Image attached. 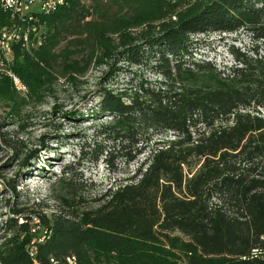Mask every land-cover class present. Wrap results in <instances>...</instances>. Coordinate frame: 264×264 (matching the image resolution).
I'll list each match as a JSON object with an SVG mask.
<instances>
[{
  "label": "trees",
  "instance_id": "trees-1",
  "mask_svg": "<svg viewBox=\"0 0 264 264\" xmlns=\"http://www.w3.org/2000/svg\"><path fill=\"white\" fill-rule=\"evenodd\" d=\"M38 24L42 45L31 53L14 46L11 63L0 67L7 116H19L28 98L43 99L58 61L71 83L91 65L105 67L106 87L90 117L109 119L96 137L110 147L85 145L78 159L132 163L148 155L96 207L70 178L58 180L54 212L9 205L0 222L1 264H32L26 247L34 239L40 264L70 256L76 264H264V0H64ZM9 25L0 6V30ZM208 33L248 43L231 40L232 64L218 66L195 58L192 38ZM120 64L160 80L131 75L108 89ZM6 71L27 97L12 90Z\"/></svg>",
  "mask_w": 264,
  "mask_h": 264
},
{
  "label": "rangeland",
  "instance_id": "rangeland-1",
  "mask_svg": "<svg viewBox=\"0 0 264 264\" xmlns=\"http://www.w3.org/2000/svg\"><path fill=\"white\" fill-rule=\"evenodd\" d=\"M110 12L113 15L116 8H111ZM237 37L241 42L248 43L245 37L222 33L193 37L196 42L195 58L212 60L218 66H230L232 60L225 46ZM74 59L79 61L80 57ZM59 63L54 70L57 80L48 87L43 99L36 101L28 98L19 116L8 117V108L0 102V222L6 219L9 205L26 213L36 211L49 214L56 211L58 203L54 199V192L58 189V180L63 178L80 183L83 198L89 206L96 207L101 195L108 188L128 182L148 155L147 152L143 153L132 163L110 158L111 164H107L104 155L97 162L78 159L80 148L85 145L90 146L91 150L96 145L110 147L96 137L98 127L105 125L109 119L105 116L97 119L90 117L99 101L98 89L106 87L107 70L91 65L84 75L71 83L59 73ZM119 67L122 72L109 82L108 89L126 83L131 75L150 82L160 80L144 69L125 64ZM55 107L56 112L53 111ZM76 115L77 118L72 119ZM2 139L16 144L17 148L7 150ZM171 139L169 136L155 137L153 142ZM68 167L71 171L64 175ZM8 182L16 187V195L7 190Z\"/></svg>",
  "mask_w": 264,
  "mask_h": 264
},
{
  "label": "built area",
  "instance_id": "built-area-1",
  "mask_svg": "<svg viewBox=\"0 0 264 264\" xmlns=\"http://www.w3.org/2000/svg\"><path fill=\"white\" fill-rule=\"evenodd\" d=\"M63 5L64 0H0L1 9L8 13L10 20V25L0 30V67L11 63L14 46L27 53L38 49L44 41L43 28L38 24L39 16L49 15ZM6 76L11 81L12 90L20 97H27V87L21 80L11 72L6 71ZM34 224L38 225L39 222L35 221ZM38 229L39 227L36 228ZM35 243L36 240H32L26 247V252L32 264H40L36 259ZM259 254V250H253L251 253L252 256ZM48 264H76V259L72 256L62 261L50 259Z\"/></svg>",
  "mask_w": 264,
  "mask_h": 264
}]
</instances>
